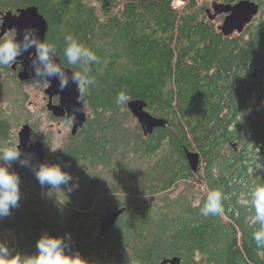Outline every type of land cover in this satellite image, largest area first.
<instances>
[{
    "label": "trees",
    "instance_id": "obj_1",
    "mask_svg": "<svg viewBox=\"0 0 264 264\" xmlns=\"http://www.w3.org/2000/svg\"><path fill=\"white\" fill-rule=\"evenodd\" d=\"M241 1L0 0V12L39 8L64 67L80 70L63 56L69 35L99 57L88 73L95 84L85 92L89 122L64 148V161L50 163L71 174L70 185L41 186L33 171L39 163L16 161L9 169L20 177V199L0 217V242L12 256L37 254V240L48 234L64 237L65 252L81 264L173 257L182 264H264L248 203L249 190L264 184V0H250L259 15L230 37L220 31L224 15H207L211 3ZM0 89V147L15 146V129L30 117L28 98L13 79ZM119 92L129 97L120 105ZM138 99L167 126L146 136L128 110ZM185 149L200 154L198 173ZM211 189L227 198L223 214L205 218L200 208ZM118 209L124 214L101 237L103 210Z\"/></svg>",
    "mask_w": 264,
    "mask_h": 264
},
{
    "label": "clouds",
    "instance_id": "obj_2",
    "mask_svg": "<svg viewBox=\"0 0 264 264\" xmlns=\"http://www.w3.org/2000/svg\"><path fill=\"white\" fill-rule=\"evenodd\" d=\"M34 48V52L29 49ZM25 52L31 61V76L33 79L48 80L57 79L59 88L63 91L69 82L77 85V100L83 102L87 87L95 84L94 77L90 76L89 69L92 63H98L99 57L88 47L81 44L71 35L65 37L63 56L67 65L80 68L79 71H67L57 62V49L46 38H41L39 30L33 26L23 29L22 38L16 35L0 38V67L12 66ZM118 105L125 103L129 97L124 92L116 95ZM30 142H34L29 137ZM53 152L57 149H51ZM19 144L15 146L0 147V217L8 216L11 209L18 207L20 199V177L10 171L11 165L19 161L21 166H30L28 158L21 159ZM261 167V165H260ZM259 167V168H260ZM41 186L48 185L51 189H61L62 185L69 186L72 181L70 173L62 169L59 164L40 163L33 169ZM71 190V187L68 188ZM248 203L254 210L249 224L253 227L252 239L258 248H264V184L252 187L248 193ZM221 191L211 189L207 192L200 214L207 218L223 214L222 200L226 199ZM199 203V202H197ZM259 225V227H255ZM37 254L27 256L23 261L18 255L12 256L5 243L0 242V264H81L82 259L78 254L70 255L65 252L66 242L64 237L43 234L36 243Z\"/></svg>",
    "mask_w": 264,
    "mask_h": 264
},
{
    "label": "water",
    "instance_id": "obj_3",
    "mask_svg": "<svg viewBox=\"0 0 264 264\" xmlns=\"http://www.w3.org/2000/svg\"><path fill=\"white\" fill-rule=\"evenodd\" d=\"M260 6L250 0L241 1L235 5L232 4H214L212 9L207 10V15L210 20L215 21L217 17L224 15L223 25L220 27V31L227 37L233 36L235 33L241 34L245 31L246 27L250 25L254 19L259 15ZM0 18L2 24L0 27V38H4L9 32L15 31L18 39L22 38L23 29L27 26H33L39 30L40 37L47 39L49 31V23L47 19L40 13V10L36 6H30L27 8L18 9L16 12H0ZM34 48L29 49L30 52H34ZM18 61L15 65H23L25 68L29 67L31 61L28 59V52H25L21 57L17 58ZM57 62L61 64V67L67 71H76L70 68H66L62 65V62L56 57ZM19 79L22 82L33 80L31 73L24 71L20 73ZM48 81L50 85L45 90V95L49 97L50 102L47 108L57 118H64L68 115L69 118L74 117V129L73 134L76 135L80 128H83L87 122L86 114V100L87 97L84 94L83 102L80 103L77 100L78 92L77 85L73 82H69L67 88L63 91L60 90L58 80L50 78ZM59 96L61 101L59 105L53 104V98ZM128 110L138 121L142 127L146 136L152 135L155 130L163 129L167 126L168 122L165 119L155 117L148 110V104L144 100H131L128 103ZM33 129L30 124L24 125L19 132V149L26 150L31 154L38 156L39 163L46 162V153L44 144L38 142L31 145L29 137H32ZM236 147V146H235ZM186 157L189 163V167L193 173H198L201 165L200 154L196 152H190L185 149ZM125 209H118L108 211L100 220V236L107 237L110 235L113 227L117 224L118 220L124 214ZM9 248V246H7ZM161 264H182L180 257H173L165 259Z\"/></svg>",
    "mask_w": 264,
    "mask_h": 264
},
{
    "label": "flooded vegetation",
    "instance_id": "obj_4",
    "mask_svg": "<svg viewBox=\"0 0 264 264\" xmlns=\"http://www.w3.org/2000/svg\"><path fill=\"white\" fill-rule=\"evenodd\" d=\"M2 24V19L0 18V27ZM12 35H16L15 31L9 32L5 37H10ZM17 63V62H16ZM15 63V64H16ZM12 65V66H7V67H0V86L4 87V91L8 90L9 87V81L13 79V81H15V83L18 84L19 86V91L20 93H22V95L27 96L28 98V94H27V90L26 87L27 85H36L38 83H42L45 88H47L50 83H48L47 80H39V79H33V80H28L25 82L20 81L19 79V75L20 73L27 71L28 73H31V68L30 66L25 68L23 65L19 64V65ZM2 83V84H1ZM1 90V89H0ZM46 90V89H45ZM45 93V91H44ZM86 95V93H84ZM87 97V95H86ZM44 101L46 102V107L44 109V114H46L48 117V121L47 123H49L50 125V129L45 130L44 132H39V129L37 127V124L33 123V118L32 115L30 113V117L28 120L24 121V123L22 124V127L26 124H30V126L33 129V134H32V138L34 142H30L29 147H31V145L36 144L38 142H42L44 144V149H45V153H46V163H51L53 161H57V162H62L64 161L65 157L62 154L64 148L74 139L76 138L79 133L85 128V126L87 125V123L89 122V107H88V98L86 100L85 106H86V114H87V122L85 124V126L83 128H80L76 135L73 134V129H74V117L69 118L68 115L64 118H57L53 115L52 112H50L47 108V104L50 102L49 97L44 98ZM60 97L59 96H55L53 98V104L54 105H59L60 104ZM3 107L7 110L9 107L8 102H4ZM21 127V128H22ZM20 128V130H21ZM17 133V144H20V139H19V132ZM58 132V134L62 137L59 147L56 151H54L53 153H51L49 151V147L51 146L52 143V137L54 136L53 134L55 132ZM16 144V145H17ZM21 156L24 158H29L32 162L38 164V156L31 154L30 152L26 151V150H21ZM40 164V163H39Z\"/></svg>",
    "mask_w": 264,
    "mask_h": 264
},
{
    "label": "rangeland",
    "instance_id": "obj_5",
    "mask_svg": "<svg viewBox=\"0 0 264 264\" xmlns=\"http://www.w3.org/2000/svg\"><path fill=\"white\" fill-rule=\"evenodd\" d=\"M181 6H182V3L177 4V7H181ZM213 6H214V4L211 3L210 7H209V9H212V11H213ZM217 18H219V17H217ZM217 18H216V20H217ZM223 21H224V19H223ZM223 21L220 22V27L223 25ZM45 89H47V88H45V86L42 83H38L36 85H27V87H26L27 94H28L27 107H28L29 112L32 115L33 123L37 124L39 132H44L45 130L50 129V125H49V123H47V121H48L47 117L48 116L46 114H44V109L46 107V102L44 101ZM20 128L15 129L14 132L16 135H17L18 131L20 130ZM53 135L54 136L52 137V143H51V146L49 147V151L51 153H53V151L51 149H58L60 141L62 139V137L58 134L57 131ZM31 163H32V161L30 160V164ZM182 189H183V184L180 186L179 190H182ZM175 195H173V196H175ZM103 212L106 213L108 211L103 210ZM5 237L8 239L12 238L11 234H6Z\"/></svg>",
    "mask_w": 264,
    "mask_h": 264
}]
</instances>
